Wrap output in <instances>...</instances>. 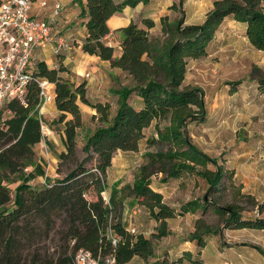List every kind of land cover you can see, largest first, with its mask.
I'll list each match as a JSON object with an SVG mask.
<instances>
[{"label":"trees","instance_id":"1","mask_svg":"<svg viewBox=\"0 0 264 264\" xmlns=\"http://www.w3.org/2000/svg\"><path fill=\"white\" fill-rule=\"evenodd\" d=\"M78 1L82 14L87 16V37L82 50L110 60L112 67L121 68L131 82L113 90L118 95V107L112 117L110 103H93L88 99L86 81L76 83L62 74L68 71L63 63L50 68L45 61L38 62L35 73L54 84L55 103L60 111L56 121L64 124L65 150L58 155V169L68 161L75 164L63 178L46 180L40 188L31 184L45 175L44 165L36 159L35 152V146L46 140L43 118L39 115L42 102L39 84L29 85L25 103L12 99L0 108V264H73L75 253L81 248L90 250L100 264H107L109 256L115 257L116 264H126L136 256L147 264H203L202 258L190 250L171 260L150 259L156 257L155 241L171 234L170 219L198 211L204 216L210 208L222 219L224 227L264 229V218H244V208L238 202L220 204L210 198L220 191L226 178L234 184L235 172L220 163L218 157L201 150L189 136L188 124L205 122L208 110L204 90L184 84L189 61L208 55L209 46L227 17L245 23L250 43L264 51V0H215L213 9L200 24H186L180 0L171 8L181 15L175 19L163 16L158 36L150 33L155 22L149 18L141 25L132 22L120 28V56H115V47L105 41L111 33L108 20L128 5L150 0ZM251 78L259 81L260 91L264 92V79ZM135 96L141 98L140 108L133 103ZM79 102L95 109L98 113L95 116L102 122L84 143L86 156L82 160L77 153L79 129L84 123ZM163 121L165 125L161 126ZM153 123L156 136L147 141L154 149L144 154L145 161L133 183L113 184L106 201L103 193L107 190V173L115 153L139 151L145 129ZM156 174H163L164 182L194 175L204 179L208 188L203 198L183 203L178 211L151 186ZM17 181L20 183L13 199L4 182ZM239 195L259 212L264 211V202L259 203L254 195L241 189ZM130 196L157 221L150 236L132 233L125 226V200ZM203 216L196 219L188 239L196 242L200 256L207 237L218 232ZM61 217L67 225L64 244L57 256L47 260L40 244L50 237ZM254 247L264 254L261 247Z\"/></svg>","mask_w":264,"mask_h":264},{"label":"rangeland","instance_id":"2","mask_svg":"<svg viewBox=\"0 0 264 264\" xmlns=\"http://www.w3.org/2000/svg\"><path fill=\"white\" fill-rule=\"evenodd\" d=\"M180 15L179 11L172 9L168 16L175 19ZM187 19L190 18L185 11L186 24H191L190 20ZM152 35L158 36L160 31H153ZM39 60L40 57L35 56L34 63L38 64ZM62 74L70 79L69 71ZM251 77L264 79V52L255 49L250 41L239 33H234L230 39H228L227 34L218 36L216 41L211 44L207 56L192 59L188 63L184 84L198 86L204 90L208 116L203 123L192 122L188 124L187 132L201 150L210 156L218 157L220 163H223L227 168L228 165H234L243 158L239 155L241 150H254L258 145L261 147L257 154L260 155L259 153H261L260 158H264V92L260 90V93L256 92ZM84 78L81 80L83 81ZM130 82L129 76H125V74L110 76L106 85V95L101 98L103 103L111 104L112 117L118 107V95L113 90ZM53 88L54 85L51 87L52 91ZM51 102L47 103L45 113H48ZM133 103L138 106V100H133ZM83 108H85L82 110L84 123L79 129L77 141V153L80 160L86 156L83 145L88 136L102 123L95 116L98 114L95 109L90 106H83ZM7 115L8 113L5 112L4 116ZM56 119H44V125L49 126L54 133H52L51 140H49L51 135L45 136L47 141L43 140V144L35 146L36 159L41 161L45 168V175L39 176L31 182L32 186L36 188L44 186L46 180L52 182L63 178L75 167V164L68 161L58 169V155L65 149V144L61 136L64 124L57 123ZM163 125H165L164 121L161 123V126ZM153 136H156L155 123L145 129V138L141 140L139 151L120 150L115 153L112 166L107 173V190L103 193L106 201L109 199L113 184L119 183L122 186L133 183L137 170L145 161L144 154L149 149H154L148 146L147 141ZM91 165L90 162L89 166ZM210 167L215 168L212 165ZM31 169L32 167L29 168V170ZM232 170L236 175V169ZM235 175L234 184H231L226 178L220 191L210 195V198L217 199L220 204L238 202L244 208L242 211L244 218H264V211L259 212L258 208L253 206L251 202L240 197L239 191L240 189L243 190V186L239 188L240 182L238 178H235ZM162 176L163 174L154 175L151 186L156 191L161 192L164 201L178 211L183 203L191 199L203 198L208 188L204 179L194 175H186L181 179L171 178L166 182L162 180ZM19 183V181L4 182L10 187L13 199L15 188ZM92 197L95 196L89 198ZM258 202L263 203L264 199H259ZM133 205L135 204L129 205L128 219L133 213ZM138 209L139 219L136 223L138 226H134L135 232H144L150 236L151 231L155 229L152 222L149 221L148 211L143 206H138ZM202 216V212L198 211L177 215L170 219L171 234L155 241L156 257L150 261H154L156 258L171 260L181 256L184 250H191L193 255L198 256V258L205 256L206 264H264V254L254 247L259 246L264 250V229L224 227L222 219L213 213L212 208L203 217L218 232L207 237V245L202 250V255H198L196 242L188 239L190 233L195 229L196 219ZM126 223L128 224V221ZM66 228L64 219L58 218L50 237L40 244V250L47 260L51 256L59 254L64 244L62 240ZM187 264L192 263L188 262Z\"/></svg>","mask_w":264,"mask_h":264},{"label":"crops","instance_id":"3","mask_svg":"<svg viewBox=\"0 0 264 264\" xmlns=\"http://www.w3.org/2000/svg\"><path fill=\"white\" fill-rule=\"evenodd\" d=\"M46 1L48 2V6L41 7L37 3L34 7V13H37L42 17L48 19L52 13L53 5L59 2L62 7L58 16H56L55 18L57 30L69 40L74 41L76 44L72 50L66 51L64 53L58 54L52 48H48L44 50H38L36 56L40 57L39 61H45L50 68H58L60 63H63L64 66L68 68V71L70 72V79L73 82L78 83L80 82L79 80H81V78L85 77L83 81L87 82L86 93L88 99L91 102H103L101 97L106 95V85L109 82L110 76H118L121 74H125L126 76L127 74L121 68L112 67L110 60H103L98 55H91L82 50V44L85 38L87 37V28L85 25L87 16L82 14V8L78 0ZM82 1L84 2L85 0ZM122 1L123 0H117V2ZM214 1L215 0H183V9L186 11L188 18H190L187 20H190L191 24L202 23L206 19L207 14L213 9ZM179 2L180 0H150L147 3L140 2L136 6L128 5L124 8L122 12L114 14L108 20V24L111 28V33L105 38V41L108 45H112L115 47V56H120L122 53L121 37L120 33L118 32L120 28L126 27L132 22L139 23L141 25L144 19L149 18L154 20L155 22V26L149 30L150 33H152L153 31L161 32V18L163 16L170 15V13L172 12L171 7L175 3ZM202 15L203 17L201 18ZM246 29L247 26L245 23L238 22L233 17H227L220 26L216 37L212 41V43L216 41V38L218 36L223 34H227L228 39H230L233 37L234 33H239L242 34L244 38L248 39L246 35ZM259 51L264 52L262 50ZM87 73L89 74L88 77L85 76V74ZM251 81L254 82L256 92L260 93L259 81L257 79H253ZM54 88L52 91L54 94V99L50 103V109L48 113H45V107L47 103L44 104L41 110L39 111L41 117L43 118V122L44 119H55L60 114V111L57 109L55 103ZM132 100H138L139 108L142 106L141 98L135 96ZM79 105L81 110L85 109L83 108V106H89L82 102H79ZM69 118L71 117L69 116ZM44 127L46 132L45 136L48 137L49 135H51L49 136V140H51L52 133H54V131L49 126L45 125ZM61 136L62 138L64 137V128L61 130ZM39 144L41 145L43 144V142H40L37 145ZM260 147L261 146L258 145L254 148V150H241L239 155L243 158H241V160L236 162V164L234 165H228V168L236 169L235 178H238L240 184L243 186L242 191L244 193L252 194L256 197V199L263 200L264 158H260V156H262L261 153H259L260 155L257 154V151L258 149H260ZM130 204L135 205L132 206L133 213L130 214L128 219V208ZM138 206L142 205L138 204L136 199L133 197H127V199L125 200V212L123 221L127 229H131L134 228V226H138L136 225L139 219V209L137 210ZM148 215L149 221L152 222L155 229L158 223L156 220L150 217L149 212ZM127 221L128 224L126 223ZM154 231L155 230H152L151 233H153ZM145 235L148 236L147 234ZM202 260L203 264L207 263L205 256L202 257ZM126 264H146V262L140 257L136 256Z\"/></svg>","mask_w":264,"mask_h":264},{"label":"built area","instance_id":"4","mask_svg":"<svg viewBox=\"0 0 264 264\" xmlns=\"http://www.w3.org/2000/svg\"><path fill=\"white\" fill-rule=\"evenodd\" d=\"M37 3L41 7L48 6L46 0H0V107L12 99L25 103L29 85L33 82L41 88L39 111L44 104L51 102L54 99L53 83L36 75V53L52 48L60 54L72 50L76 44L57 30L55 18L62 5L55 3L50 17L46 19L34 13ZM44 126L43 122V133L46 134ZM130 231L136 233L134 228ZM106 262L116 264L115 257H107ZM73 264L100 262L90 250L81 248L75 253Z\"/></svg>","mask_w":264,"mask_h":264}]
</instances>
